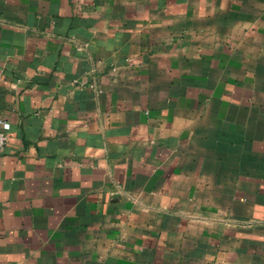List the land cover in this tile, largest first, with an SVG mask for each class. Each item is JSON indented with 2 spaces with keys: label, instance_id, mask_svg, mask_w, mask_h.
<instances>
[{
  "label": "crops",
  "instance_id": "0c3cea01",
  "mask_svg": "<svg viewBox=\"0 0 264 264\" xmlns=\"http://www.w3.org/2000/svg\"><path fill=\"white\" fill-rule=\"evenodd\" d=\"M0 120V264H264V0H0Z\"/></svg>",
  "mask_w": 264,
  "mask_h": 264
},
{
  "label": "built area",
  "instance_id": "2783aa9c",
  "mask_svg": "<svg viewBox=\"0 0 264 264\" xmlns=\"http://www.w3.org/2000/svg\"><path fill=\"white\" fill-rule=\"evenodd\" d=\"M91 86L95 89H98L97 83L95 80L91 82ZM0 154L4 151V148L9 140V130L10 123L5 120H0Z\"/></svg>",
  "mask_w": 264,
  "mask_h": 264
}]
</instances>
